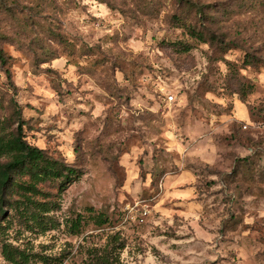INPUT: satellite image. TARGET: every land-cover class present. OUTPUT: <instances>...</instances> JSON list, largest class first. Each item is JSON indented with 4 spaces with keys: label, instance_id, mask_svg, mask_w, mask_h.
Instances as JSON below:
<instances>
[{
    "label": "rangeland",
    "instance_id": "obj_1",
    "mask_svg": "<svg viewBox=\"0 0 264 264\" xmlns=\"http://www.w3.org/2000/svg\"><path fill=\"white\" fill-rule=\"evenodd\" d=\"M2 4L0 137L18 112L27 142L80 173L39 185L56 227L0 216L2 237L56 264L110 233L120 264H264V0Z\"/></svg>",
    "mask_w": 264,
    "mask_h": 264
},
{
    "label": "trees",
    "instance_id": "obj_2",
    "mask_svg": "<svg viewBox=\"0 0 264 264\" xmlns=\"http://www.w3.org/2000/svg\"><path fill=\"white\" fill-rule=\"evenodd\" d=\"M4 1L7 3V0ZM0 2L6 6L5 2L2 0ZM180 25L188 29L191 37L205 41V34L202 31H197L186 22ZM175 43H180V49L183 51L191 48L187 42ZM0 57L2 61L5 60L1 53ZM16 118L18 122L16 132L11 136L0 137V157L6 158L0 160V216L6 220L9 217L12 219L22 217L31 228L38 226L43 231L52 229L58 222L49 213L59 209V203L56 199H49V193L43 192L39 185L48 180H58V191L61 192L78 179L80 173L64 160H59L46 153L44 149L27 142L22 135V122L18 112ZM81 219L78 214L72 220L67 219L69 222L65 224L72 233H77ZM105 221L99 214L95 223L100 226ZM8 228L9 224L5 226L0 224V254L8 264H37V261L41 264H56L62 261V258L55 260L49 255L36 257L37 254L12 244L2 237ZM80 246L84 247L87 256L76 264H120V253L125 241L118 233H110L102 245Z\"/></svg>",
    "mask_w": 264,
    "mask_h": 264
},
{
    "label": "built area",
    "instance_id": "obj_3",
    "mask_svg": "<svg viewBox=\"0 0 264 264\" xmlns=\"http://www.w3.org/2000/svg\"><path fill=\"white\" fill-rule=\"evenodd\" d=\"M172 98V96H170V99Z\"/></svg>",
    "mask_w": 264,
    "mask_h": 264
}]
</instances>
